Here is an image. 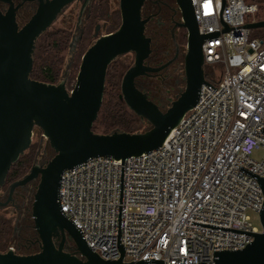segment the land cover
Listing matches in <instances>:
<instances>
[{
    "label": "built area",
    "instance_id": "built-area-1",
    "mask_svg": "<svg viewBox=\"0 0 264 264\" xmlns=\"http://www.w3.org/2000/svg\"><path fill=\"white\" fill-rule=\"evenodd\" d=\"M199 33L220 31V0H190ZM255 3L224 0L227 27L256 21ZM250 18L249 21H246ZM237 27L204 39V65L220 64L202 83L194 105L162 143L123 159L119 244L123 261L213 264V250L237 249L259 230L263 199L254 177L264 175V38ZM214 75V73H212ZM120 159L97 156L64 169L58 203L100 258H117L115 246Z\"/></svg>",
    "mask_w": 264,
    "mask_h": 264
},
{
    "label": "water",
    "instance_id": "water-1",
    "mask_svg": "<svg viewBox=\"0 0 264 264\" xmlns=\"http://www.w3.org/2000/svg\"><path fill=\"white\" fill-rule=\"evenodd\" d=\"M0 11V186L10 165L28 148L32 128L37 127L51 148L52 156L42 165L31 164L27 172L9 184L11 189L37 178L30 203V218L38 240V250L17 254L8 248L0 252V264H174L160 259L141 258L123 261L119 244L120 201L123 159L158 147L170 129L197 100L199 86H210L203 74L201 44L218 32L231 28H264V19L240 26L227 27L220 19L224 0H220V31L199 33L190 0H174L180 12V25L186 31V50L182 69L184 87L164 109L134 86V78L146 71L143 65L149 48L144 35L145 20L140 17L143 0H118L119 24L111 32L96 36L81 54L72 88L63 82L44 83L29 77L36 38L50 25L61 9L72 0H36L35 11L17 28L13 4ZM131 52L132 64L119 82V98L149 128L141 132L113 130L95 133L91 130L99 109L107 65L115 57ZM211 87V86H210ZM215 88V87H211ZM97 156L120 159L118 207L115 246L117 258L102 259L86 245L77 226L69 220L58 203L61 172ZM263 199L258 211L260 230L243 248L213 250V264H264V175H254ZM0 203L1 204H4ZM65 239L71 240L74 252L64 249ZM183 258H180L182 264Z\"/></svg>",
    "mask_w": 264,
    "mask_h": 264
},
{
    "label": "rangeland",
    "instance_id": "rangeland-1",
    "mask_svg": "<svg viewBox=\"0 0 264 264\" xmlns=\"http://www.w3.org/2000/svg\"><path fill=\"white\" fill-rule=\"evenodd\" d=\"M245 3H255L258 7L257 12L255 13V19L256 20H263L264 19V0H243ZM90 0L86 1L83 5H81L77 0H73L70 4L65 6L60 13L55 17V19L50 23V25L36 38L34 42V49L33 54L35 51V47L37 48L40 45V48L36 50V54L39 56L43 55V45L42 41L45 39L46 35L50 33H64L67 36V46L65 49L61 52V64L59 66V73L57 77V82H63L64 87L66 90H70L74 84L76 71L78 68V64L80 61L81 55H78V52L76 51L79 38L81 36V31L83 28V25L85 23V15L88 11ZM105 7L106 15L100 18H97L95 21L91 23L90 30L88 33V36L86 37V40L83 42V52L84 50L94 41L96 36L102 35L107 33L109 27H117L119 24V18L116 17V13L119 15L118 12V0H103L102 3ZM250 18H247L246 21H249ZM94 25H97V31L96 36H93V27ZM81 29V31H80ZM116 29V28H115ZM264 34V28H251L249 36H258ZM178 48H179V55L180 60L178 63V67L176 71L174 72L173 79L176 80V83H173V89L170 91L172 94L176 89L182 90L184 87V81H183V69H182V60L183 55L186 50V35L184 34L181 39L178 41ZM133 54L131 52H127L124 54H121L112 61L115 66L116 73L118 72V75L115 76L114 79L117 78V90L119 91V82L120 78L123 74V72L132 64ZM73 64V65H72ZM219 63H214L211 66L203 65V74L204 78L206 80H212L217 77V74L220 69ZM114 70L113 68H111ZM214 73V75H212ZM56 82V83H57ZM116 87V86H115ZM179 91V92H180ZM174 98H171V101ZM169 105V104H168ZM167 105V106H168ZM166 108V107H165ZM135 127L137 128V132L144 131L149 128L147 123L144 122V120L139 119L138 122H136ZM100 133V132H99ZM37 142L38 144V150L40 152H43L45 150H50L47 144L46 139L42 136V133L37 127L32 128V135L30 138V144L27 149L23 151V153L20 155L21 157L25 156L29 152V147H31L33 144ZM51 151V150H50ZM44 152V156H45ZM262 156H264V147H259L251 153V157L254 159H260ZM39 157H37L36 162L38 163ZM30 166V164H29ZM29 166L25 169V173L27 172ZM24 173V174H25ZM23 174V175H24ZM21 177V176H20ZM9 181L6 182V184ZM30 184H28V191L25 193V199L22 206H25L29 209L31 200H32V193L30 192ZM24 208H21V212H13L12 208L10 206L7 207H1L0 206V217L5 218L9 220V227H10V234H9V240L7 241L6 248H10L13 251H18V245L21 244L22 238H17L13 235L16 231H18V227H22L21 225V215L24 214ZM247 214L249 215L250 222L258 229L260 230V224L258 220V214L247 211ZM13 231V232H12Z\"/></svg>",
    "mask_w": 264,
    "mask_h": 264
},
{
    "label": "trees",
    "instance_id": "trees-1",
    "mask_svg": "<svg viewBox=\"0 0 264 264\" xmlns=\"http://www.w3.org/2000/svg\"><path fill=\"white\" fill-rule=\"evenodd\" d=\"M103 0H90V5L87 11L86 20L83 25L81 36L78 41L77 49L78 55L83 53V42L88 36L91 23L97 18L106 15L105 7L102 3ZM116 17L119 15L116 13ZM116 27H109L108 32H111ZM264 38V34L258 35ZM43 55L36 54V50L40 48L35 47L34 54L32 55V67L29 73V77L33 80L44 83H56L59 73V66L61 64V52L67 46V36L64 33H50L46 35L42 41ZM112 61L107 65L104 76V87L102 92L101 103L97 111L96 117L91 125V130L95 133H108L113 130L124 132H135L136 122L139 118L135 116L119 98V91L117 90V78L118 72L115 71V66ZM73 65V64H72ZM208 66V65H207ZM113 68L114 70H112ZM116 86V87H115ZM146 123V122H145ZM49 147V146H48ZM51 150V148L49 147ZM45 152V162L52 156V150ZM38 151L37 142L29 147V152L25 156H19L15 162H13L5 176V181H13L18 179L25 173V169L32 162L35 153ZM44 155V153H43ZM35 180L32 184V194L36 185ZM24 214L21 215V225L18 227V231L13 233L18 239H21V244L18 245L19 250L14 251L17 254H30L38 250V240L36 233L33 230L32 220L30 218V206L29 209L24 208ZM9 220L0 217V252L7 250V241L10 234ZM13 232V231H12ZM64 249L71 252L69 245L65 244Z\"/></svg>",
    "mask_w": 264,
    "mask_h": 264
},
{
    "label": "flooded vegetation",
    "instance_id": "flooded-vegetation-1",
    "mask_svg": "<svg viewBox=\"0 0 264 264\" xmlns=\"http://www.w3.org/2000/svg\"><path fill=\"white\" fill-rule=\"evenodd\" d=\"M10 1L12 2L13 7H15L14 19L17 28H20L35 11L37 1ZM86 1L87 0H77L81 5ZM7 6V2L0 1L1 12L6 10ZM140 17L145 20L143 32L144 35L149 38L150 48L147 57L142 63L147 67L156 68V70L146 71L143 74L136 76L134 78V86L141 91L147 99L156 104L160 110H164L171 102V98H175L180 93V90H178L179 88L176 89L173 94L170 91L174 87L172 82L176 83L177 81V79L174 80L173 77L181 58L179 55L178 41L184 34L186 35V31L180 25V12L174 0H143L140 7ZM43 153L44 151L40 152L38 150L30 165L36 164L42 166L45 163V159L42 156ZM37 157L40 158L38 163L36 162ZM35 180H37V178H33L21 185L14 186L10 191L9 198L5 202L10 190L9 184L12 181L6 184L4 179L3 184L0 186V203H5L0 206H10L13 212L20 213L21 208H26L22 205L26 198L25 193L28 191L27 185L30 184V192H32V183ZM65 244H68L71 252H74L71 240L65 239L64 245Z\"/></svg>",
    "mask_w": 264,
    "mask_h": 264
}]
</instances>
